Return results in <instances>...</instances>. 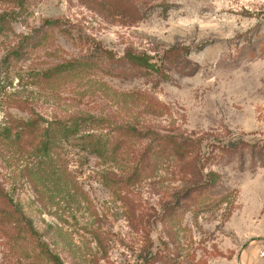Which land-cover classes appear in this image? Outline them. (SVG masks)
Listing matches in <instances>:
<instances>
[{"label": "rangeland", "instance_id": "374dc122", "mask_svg": "<svg viewBox=\"0 0 264 264\" xmlns=\"http://www.w3.org/2000/svg\"><path fill=\"white\" fill-rule=\"evenodd\" d=\"M24 4L0 0V132L59 131L48 153L0 138V264H263L264 0H128L134 20Z\"/></svg>", "mask_w": 264, "mask_h": 264}, {"label": "trees", "instance_id": "16d2710c", "mask_svg": "<svg viewBox=\"0 0 264 264\" xmlns=\"http://www.w3.org/2000/svg\"><path fill=\"white\" fill-rule=\"evenodd\" d=\"M131 1V0H130ZM18 7L21 9L24 7L25 0H12ZM90 2L98 6L99 9L110 16H118L122 17L123 19L127 20H134L140 18L137 13V8L133 9L130 6H128V0H90ZM167 6V5H166ZM145 14V13H144ZM9 15H6L5 13H0V32L6 28V24L8 22ZM128 57V55H126ZM133 62H142L141 57H128ZM89 119V118H88ZM40 119H29L27 121H15L11 123L12 125H6L2 128V131L0 132V138L2 140H7L10 142L19 143L20 141L24 140L25 136H30L33 140H35L37 143L35 145V149L37 152H43L48 153L50 151V148L54 145V142L56 141L57 130L56 128L48 125V127H41L40 126ZM87 120V119H86ZM85 121V120H82ZM82 121H79L78 119H75V121L72 120H66L63 121V126L60 129L61 135L63 138L65 137L67 140L72 138L74 136V133L80 128ZM73 122V123H70ZM95 122V121H94ZM118 130H123L122 128L118 127ZM133 130V129H132ZM140 135V134H139ZM105 135H95L93 133H88L83 136H81L80 140L83 141V147L87 150H90L92 154H96L99 157L102 158H108L112 157L113 155H116L115 153L117 150H111L113 147V136L109 139H105ZM172 144L173 148L175 150V154L178 161L184 160L182 159L183 156H185L190 149L191 145L194 143V141L190 140L189 138H180V141L178 143L177 137H172ZM174 140V141H173ZM191 151V150H190ZM194 160H198L196 157ZM215 179H211L210 182H214ZM203 183V181H202ZM199 183L200 185H208L207 183ZM192 188V187H191ZM10 199L7 196L6 190L4 186L0 183V207L2 208H8L10 206ZM7 209H0V211H5ZM16 213V212H15ZM17 214V213H16ZM23 214L20 213L17 214V217L15 219V223L19 225L22 222ZM50 260L53 262V264H61L60 259L56 255H52L50 257Z\"/></svg>", "mask_w": 264, "mask_h": 264}, {"label": "built area", "instance_id": "2783aa9c", "mask_svg": "<svg viewBox=\"0 0 264 264\" xmlns=\"http://www.w3.org/2000/svg\"><path fill=\"white\" fill-rule=\"evenodd\" d=\"M258 257L260 258L261 261H263V264H264V249H262V250L259 252Z\"/></svg>", "mask_w": 264, "mask_h": 264}]
</instances>
